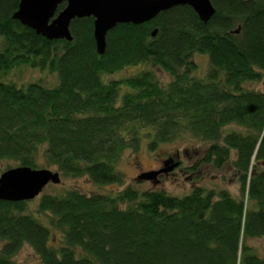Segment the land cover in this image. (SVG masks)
<instances>
[{
    "label": "trees",
    "instance_id": "16d2710c",
    "mask_svg": "<svg viewBox=\"0 0 264 264\" xmlns=\"http://www.w3.org/2000/svg\"><path fill=\"white\" fill-rule=\"evenodd\" d=\"M210 1L205 23L179 5L149 22L117 24L99 55L92 17L71 21V41L47 40L12 18L19 0H0V173L10 163L54 166L64 178L121 184L116 166L126 150L194 140L206 147L187 169L227 170L240 193L196 184L183 195L67 189L39 198L36 213L50 214V227L27 201L0 200V264H18L25 244L41 264H264V249L248 243L264 237V91L245 86L264 79V0ZM195 53L207 56L204 75ZM19 66L54 72L58 84L2 79ZM128 67L143 69L103 80Z\"/></svg>",
    "mask_w": 264,
    "mask_h": 264
},
{
    "label": "rangeland",
    "instance_id": "374dc122",
    "mask_svg": "<svg viewBox=\"0 0 264 264\" xmlns=\"http://www.w3.org/2000/svg\"><path fill=\"white\" fill-rule=\"evenodd\" d=\"M0 47L1 40H0ZM196 54V55H195ZM193 59H195L198 64L197 74L204 75V71L207 67V56L205 54L195 53ZM143 69L142 67H128L124 70L113 74L103 75V80L108 81L112 79L124 78L131 76ZM151 69L160 83L165 84L169 81L170 77L167 73L161 71L157 67H151ZM5 81L13 82L17 85H23L28 82L39 81L44 86L54 87L58 84L57 75L54 72H50L47 69H33L27 66H19L2 78ZM246 87L255 89L257 91H264V79L256 83H247ZM226 129H240L236 125H229ZM205 144L202 142L194 140H183L172 144H163L156 153H151L147 149L146 142H142L138 152L133 154L129 150H126L117 163L116 170L122 175L123 182L121 184L112 183L106 185L93 184L86 176L64 178L60 176V182L57 184L48 183L42 191L33 199L27 200V212L38 217V219L44 224L50 227L49 219L50 214H37V204L39 198L43 194L52 195H62L67 189H76L79 192L90 194H108L114 195L121 191L127 186L143 191L146 189L154 188L161 189L166 193L172 195H183L187 193L192 185H199L205 187L206 189H219L224 188L228 190L234 197L240 195L239 193V183L234 177V175L225 171H215L207 166H202L196 174H192L191 171L187 169L191 164H193L197 158L201 155L205 148ZM176 157L181 165L174 168L167 174H162L157 177L156 183L148 180H137V176L143 172L157 170L162 167V162L168 157ZM10 162H2V168L8 165ZM13 166V163H10ZM52 172H58L54 166L43 167ZM9 169V168H7ZM5 169V170H7ZM2 170L1 172L5 171ZM198 175V180L195 181L193 177ZM194 179V183L191 180ZM52 228V227H51ZM52 243L58 245L60 243V235L54 230H51ZM249 245L255 249L260 255L264 249V237L254 238L248 241ZM13 260L18 264H41L38 256L34 251L28 246L23 245L19 251L14 255Z\"/></svg>",
    "mask_w": 264,
    "mask_h": 264
},
{
    "label": "water",
    "instance_id": "95a60500",
    "mask_svg": "<svg viewBox=\"0 0 264 264\" xmlns=\"http://www.w3.org/2000/svg\"><path fill=\"white\" fill-rule=\"evenodd\" d=\"M64 6L57 10L59 4ZM188 5L202 22H207L215 9L210 0H19L12 18L34 30L47 40L71 41L70 23L73 19L93 18V39L96 52L101 55L106 47V35L117 24H141L154 19L160 12L174 6ZM234 32H238L236 29ZM157 28L151 31L155 36ZM170 156L157 170L139 174L137 180L156 183L157 177L178 166ZM60 182L58 172L16 166L0 173V200L27 201L36 197L48 184Z\"/></svg>",
    "mask_w": 264,
    "mask_h": 264
}]
</instances>
